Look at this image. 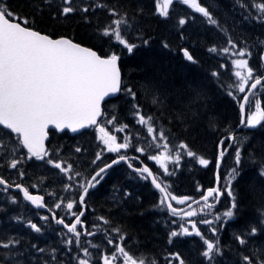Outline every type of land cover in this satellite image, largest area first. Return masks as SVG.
I'll return each mask as SVG.
<instances>
[{
  "label": "trees",
  "instance_id": "obj_1",
  "mask_svg": "<svg viewBox=\"0 0 264 264\" xmlns=\"http://www.w3.org/2000/svg\"><path fill=\"white\" fill-rule=\"evenodd\" d=\"M4 5L20 17H26L30 27L54 37H70L105 55L107 52L102 50L107 51L108 46L101 40V27L107 20H112L113 11L127 19L129 26L138 32L136 37L140 41L132 53L123 54L124 92L108 108L121 106L125 109L122 118L131 114L128 110L150 116L154 125L169 136L172 145L187 144V151L209 161L207 166L194 161L192 177L184 175L183 170H176L177 180L184 190L188 191L190 183L196 179L200 180L201 187L214 185L219 145L231 133V127L238 126L240 117L229 95H223L226 93L224 87L219 86L222 93L219 88L217 92L208 87L210 78L201 69L210 70L213 63L200 54L211 43L205 32L193 37L195 48L190 50L196 62L191 63L180 52L179 32L173 31V24L166 23L157 13L155 0H86L83 8L87 7V12L79 11L67 17L61 15L60 0H2L0 7ZM228 28L223 27L225 35L229 33ZM220 81L226 84L222 79ZM132 93H135V99ZM128 98H131V105ZM0 137L14 138L3 128H0ZM227 140L228 144L230 140ZM72 143L66 142L76 156L77 149L83 152L88 142L79 140L82 145L76 149L72 148ZM231 169L236 173L237 206L232 231L230 236H225L222 248L233 253L227 264H240L243 251H249L250 246L240 245L236 237H246L252 228L260 227L256 239H248L252 240L255 253L264 250V221L257 227L264 216V175L261 174L264 172V121L257 130L246 132L241 161ZM122 179V176L108 179L102 188L108 197L97 200L96 207L102 208L113 225L128 237L129 246L158 256L156 253L168 241L171 217L157 209L158 196L154 190H139ZM115 191L118 193L114 194ZM199 191H193L194 197Z\"/></svg>",
  "mask_w": 264,
  "mask_h": 264
},
{
  "label": "snow or ice",
  "instance_id": "obj_2",
  "mask_svg": "<svg viewBox=\"0 0 264 264\" xmlns=\"http://www.w3.org/2000/svg\"><path fill=\"white\" fill-rule=\"evenodd\" d=\"M174 2L176 0H156L157 13L167 18ZM180 2L202 14L208 19L209 23H216L208 9L201 6L198 0H180ZM0 3H2V0H0ZM63 5L61 9L62 16L67 17L77 10L74 7V0H63ZM97 6L103 7V5ZM255 6L261 13H264V3ZM82 11L87 12L88 8L85 7ZM111 14L113 16L118 15L114 11ZM112 23L115 27L109 25L104 29L102 35L112 37L116 42L123 45L128 52H132L135 45L130 44L123 37L121 31V25L126 26L127 20L124 18L115 19ZM179 23L184 25L186 20L180 19ZM28 24L29 20L26 17H20L18 14L13 13L7 5L0 7V126L9 130V134H16L31 156L37 159H44L45 155H47L44 141L47 139L49 126L51 125L59 130L70 129L72 132H77L79 129L96 125L97 118L101 116V102L110 94L120 91L121 72L118 66L119 56L112 54L108 57H102L96 51L81 46L71 39H53L28 27ZM210 51L215 52L216 49L212 48ZM183 55L188 61L196 62L188 50L185 49ZM239 55L245 56L246 53L241 51ZM234 64L239 69L235 72V76L241 82L239 85L240 92H245L246 87L256 89L257 85L261 84V80L256 78L254 83L249 85V80L253 78V72L248 66L247 59L236 60ZM127 91L131 93V89ZM132 96L135 99V93H132ZM248 102V95H245L243 103L247 104ZM255 108L256 112L246 122L248 127H256L261 123V120H264V109H262L259 101L255 103ZM139 122L142 125H147L149 134L155 132V129L151 126L150 116L139 115ZM242 123L244 122L242 121ZM117 131H122V129H117ZM99 132L101 133L100 138L109 152H119L121 149L129 147L127 138L124 143H117V137L110 135L103 127L99 128ZM152 138L154 141L157 140L156 135H153ZM158 138L165 142L156 146L162 147L166 151L161 155L152 156L151 159L159 163L166 174L171 175L172 173H169L165 162L174 160L178 163L179 154H176L175 157L170 154L168 151L169 145L162 131L159 133ZM2 147L3 144H0V148ZM179 147L185 150L188 149L187 144L183 143ZM77 151H80V149L78 148ZM137 151L143 152L144 149L138 148ZM187 155L194 156L195 153L187 151ZM97 159H99V154ZM119 160H125V157L121 155ZM119 160L113 163H118ZM236 161L239 164V151L236 153ZM17 163L18 161L16 160L11 161L10 167L16 168ZM49 163H53V166L62 172L71 170L70 165L65 168L61 162L49 161ZM199 163L207 166L209 161L201 158ZM107 167H111V165ZM129 167H131V164H129ZM105 170L104 167L100 168L92 177V180H96V177L101 176V173L105 172ZM137 171L152 177V183L163 193L160 204L166 205L172 215H180V210L173 207L169 201H175L177 204L183 205L190 198H178L167 192L166 188L157 182L148 167H143ZM261 174L264 175V172ZM0 185L7 186V182L0 178ZM92 186L94 185L91 183L88 185V187ZM16 187L20 188L21 186L17 185ZM21 190L24 198L36 207L44 206L43 197L31 195L27 189ZM227 191L228 195L233 198L232 208L235 209V196L231 191L230 185ZM86 194L87 188L84 189V195ZM219 195H222V193L218 188L210 189L203 197V200L207 203L209 197L216 199ZM80 203H84L83 195L80 198ZM60 206V204L55 205L56 208ZM73 206L71 202L66 205L68 210H72ZM207 207L211 208L213 205L207 204ZM79 215L82 216L83 212ZM185 215L189 217L196 216L197 212L190 211L186 212ZM233 215L234 212L231 210L224 213V216L228 218H232ZM47 218L44 217V219ZM217 219L219 220L220 217H217ZM57 223L64 224V221L58 219ZM104 223H108V221L104 220ZM203 223L211 224L212 221L205 220ZM80 224L79 216H77L75 223L71 225L64 224V227L76 237L75 242L77 245H79V237L81 235L77 230V225ZM31 227L36 232L41 230L36 224H32ZM192 227L196 228L195 223H193ZM213 232H215V229H213ZM94 234L89 233V235ZM181 234L192 235L193 233L188 228H182L181 232L173 231L171 236L176 237ZM256 234L257 229L252 228L250 235L254 236ZM195 235L201 236L199 230H196ZM201 238L203 239V237ZM236 239L242 246L247 244V240L243 237L238 236ZM16 243L18 242H0V247L7 249ZM67 243L72 244L73 241L68 240ZM109 243L111 244L112 241L109 240ZM204 244L206 245V250L202 254L207 260L212 261L215 255L221 254L218 242L204 239ZM92 246L95 247V245ZM117 252L123 258L122 264H146L144 258L134 257L123 246L118 245ZM83 255L90 257L87 249H83ZM102 259L103 264H113L118 259V256L116 254L111 256L104 255ZM171 259L178 262V264H185V261L178 253L174 254ZM78 264H90V262L89 259H80ZM151 264H156V262L153 260ZM241 264H264V258L255 252L252 256L241 255Z\"/></svg>",
  "mask_w": 264,
  "mask_h": 264
},
{
  "label": "rangeland",
  "instance_id": "obj_3",
  "mask_svg": "<svg viewBox=\"0 0 264 264\" xmlns=\"http://www.w3.org/2000/svg\"><path fill=\"white\" fill-rule=\"evenodd\" d=\"M84 1H86V0H74V7L77 9L74 13H78L79 11L80 12L82 11ZM143 1H148V0H143ZM205 2L210 4V5H213L211 15H212L213 19H215L216 23L215 24L209 23L207 18L204 20H199L197 23H193L187 27V30H185V32H184L186 34L185 38H186L187 42H189V43L193 44V46H195V43H193L194 42V38H193L194 35H203L202 33H204V32H205V34H207L206 38L211 43L207 46L206 50L204 52H201L200 54L203 57L207 58L210 62L213 63V66H211L210 70L205 69V68L201 69L202 71L207 73V75L209 76L208 78H210L209 79L210 85H208V87H210V88L212 87L213 89H216V91L218 92L219 86L224 85L220 81L221 78L224 80L225 79L229 80L230 82L225 84V85H229L228 86L229 90L227 93L233 96V91H235L236 94H235L233 100L235 101V103H238V105H239V103H240L239 96L242 93L239 91V85L241 82L235 76V72L238 71L239 69H237L235 67L234 61L247 59L249 68H251L252 71H257L253 56L257 55L259 49L263 45L262 33L264 30V27H263L262 23H260V25L258 27L260 35L258 38V36H256L255 33L252 34L250 30L244 29V24L247 21V17L245 15L240 16L241 20H237L239 17L235 18L234 17L235 15L233 16V14L229 11V9H226V8L220 6L219 4L216 7V5L213 4V0H206ZM144 3H146V2H144ZM155 3H156V0H155ZM63 6H64L63 0H60V7L62 8ZM178 8L179 7L176 4L172 9V13L175 15H178V13H179ZM250 8H251L250 11L253 14L257 15V13H258L260 15V17L264 16V13H261L257 8L252 9L251 6H250ZM242 14H245V13L242 12ZM186 18H187V15H185V17H183L184 20ZM115 19H121V18L118 15L113 16L112 20H109V21L107 20L105 22L104 26L101 27V29L99 31L100 36H101V40L104 41V44H107L108 49H113L117 45L124 48L123 45L116 42L112 37L102 35L104 29L107 28L109 25H112L113 27H115V25H113V23H112ZM218 19L220 20V23L222 25H224L226 27L228 26L229 29L234 33V35L236 37H238L239 39H242L243 44L238 45V44H235L233 41L227 40L226 37H224L222 35V33L219 30H217L216 27H214V26H219ZM127 22H128V20H127ZM220 27H221V25H220ZM173 28H172V30H173ZM177 28H179V27H177ZM205 28H210L209 33L205 31ZM121 31H122L123 37L130 44L137 46V44L139 43L140 40L131 38L133 35L138 34V32H136V30L133 27H131L129 25L128 26L127 25L126 26L121 25ZM180 34H183V32L179 33V37H180ZM211 36H213V37H211ZM178 42H179V48L182 49L183 43L181 41H178ZM233 45H234V47H233ZM212 48H215L216 51L215 52L210 51V49H212ZM225 49H227V51H225ZM241 51L245 52L246 55L240 56L239 52H241ZM183 58L185 59L184 56H183ZM245 74H246V72H245ZM249 81H251V80H249ZM213 84H215V85H213ZM219 92L222 93V90L220 89ZM227 93H224L223 95H225ZM257 101L260 102L259 97L255 98L250 105V110L253 114L256 112L255 103ZM123 112H125V109L119 108L117 113L122 115ZM132 113L133 112H131V114ZM135 116H136L137 122L133 121L131 123L133 126H130V124L128 122L122 121L124 119L121 116H118V119H120L121 121H119V122L115 121V127H112L107 132H109V134L112 135L114 132H116L118 125H121V128H118V129H122V131H117V132L121 133L124 137V140L122 143H124L125 139L127 138L128 143L130 141H132L137 146V148H143L144 151L141 153H143L144 155H146L147 157H150V158L152 156L161 155L162 153H164L166 151L164 148L156 146L158 144L162 145L165 142L164 140H159V138H158L159 133L162 130L157 129V126L154 125V123L151 121V126L155 129V132L153 134H149L147 132V125H142L139 122V115L137 112H135ZM130 127L132 129L134 127H139V132H138L137 138H134L133 135L131 134ZM142 128H143V130H140ZM162 132L164 133V131H162ZM96 135L99 136L98 137L99 139H101L100 138L101 137L100 132H98ZM153 135L157 136V140H155V141L153 140V138H152ZM241 135H238L235 137V139L233 141V142H235L234 143L235 148L231 151V154L229 155V157L228 156L226 157L227 160H225V163L223 166L224 168L222 167L223 168V178H224L223 187L227 191L229 188V185H230V188H231L233 195H234V189L233 188H234V182L236 180V173L231 168L237 167L238 163L236 161V153L238 151L240 153L241 146L244 144L245 139H246V134H241ZM164 136L166 138L167 144L169 145L168 151L170 152V154L173 157H175L176 154H179V162L177 163L174 160H169V161L165 162L167 165L169 173H172L171 175L166 174L164 172L163 168H161L160 164L155 161L157 168L160 170V173L162 174V178H163L166 186L168 187V189L170 190L171 193H173L174 195L187 194V192L192 193L190 196V199H192L193 198V196H192L193 191L197 190L201 186L200 180L199 181L198 180L192 181L190 183L188 191L184 190L183 186H182V184H180L179 180H175V179L171 178L173 174L177 173L176 171H174L172 169L175 167L176 170H178V171L183 170L184 175H186L187 177L188 176L192 177L191 171L196 166V162H199L200 159L195 158L193 156H190V157L194 158V160L196 162H189V161L183 160L184 158H187L188 155H187V150L179 147V145L182 143L177 144V145H172L170 143L169 136L166 133H164ZM119 138L120 137H118V139ZM5 141H7L6 146H5ZM0 144H3V147L0 148V167L3 170H5V166H6L7 171L11 170L13 172V176H12L13 179L12 180L19 179L21 177H29V178H35V179L39 180L40 182H43L46 185H48L49 183L57 182L54 179L58 176L57 168H55L53 166V163H49V161L61 162L63 164V166H65V168H67L69 166L67 164L66 160L57 158V155H55L53 157L50 154H49V156L47 155L48 158L44 157V159H37L36 161L32 162L31 165H29L26 162L27 161L26 154L24 153L22 145L20 144V142L17 138L8 137L7 139H5V137H2V138L0 137ZM151 147L153 148L154 152L151 150ZM5 153H6V158H8L6 163H5ZM109 153L110 152L107 150V147L105 144L101 148L100 151L97 150V155L99 154V159H97L96 154H94V153L91 154V152H90L89 153V162L90 163L86 164V162H85V164L83 166V168H84L83 171L92 173L93 167L96 166L97 164H99L100 161H103L104 159H106L107 156L109 155ZM13 160L18 161L16 168L10 167V163ZM151 160H153V159H151ZM70 163L71 162H69V164ZM175 164H177V165H175ZM72 168L73 167L71 166V170L75 173L74 176L69 175V176L64 178V181L69 180L71 177H75L74 178L75 182L70 187V189L74 190V188H76L77 186L80 185L82 179H81L80 171L77 172V169H72ZM65 173H69V171L64 172L63 174H65ZM106 182H107V179H104L103 184H102V188H104ZM146 182H147L146 177L143 175H140V176H137L135 184L136 185H138V183L142 184L143 185L142 189H144V188H147ZM191 184H192V186H191ZM36 186H39V184H37ZM64 187L67 188V186H64ZM116 193H118V192H116ZM116 193H114V194H116ZM110 195H112V193H110ZM73 196H74V191L72 192L71 195H69V197H73ZM106 197H108V196L105 194L104 189H101L100 190V198L106 199ZM76 198H78V197H76ZM14 199L16 202L17 199L16 198H14ZM14 199H13V201H14ZM157 199H158V204L156 206L157 209L164 211L165 206L160 204L161 197H157ZM232 203H233V198L230 197L227 193V197L219 209L217 208V210L213 211V209H211V208H208V207L204 208L207 212L213 211L212 213H214V214L201 215L200 214L201 210L199 208H196L194 210H190V211H196L197 212L196 216L189 217V216H186L185 214L179 215L178 218H176L175 221L171 224L170 235L167 237L168 241L166 243V246L164 245V248L160 249L162 251H161L160 258H159V264H178V262L171 259V257L177 253L185 261V264H227L229 259H230L229 253L231 255L233 253H232V250H229V252H228L227 250H224V248H222V247H224L223 246V240H224L225 236H227L229 231H231L233 228V225L231 223V220L233 217L232 218L225 217L224 213L226 211H229V210L234 212V209L232 208ZM235 203H236V200H235ZM99 209L103 210L102 208H99ZM104 214L106 216L104 218L108 221L107 224L110 226L109 228H107V229H109L110 234H107L105 242L108 245H110L109 240H111L112 241L111 245H112V244H114L115 236L120 235L121 232L118 228H116L113 225V222L109 219V215H107L106 213H104ZM217 217H220V219L218 220ZM205 220L212 221V223L211 224L203 223V221H205ZM259 221L260 222H259V225L257 227L261 226V224H262V220H259ZM193 223H195V225H196L195 229L192 227ZM230 223H231V228L227 231V234L224 235L225 230ZM182 228H188L189 231L192 232L193 234L192 235L181 234V235H178L176 237L171 236V233L173 231L181 232ZM213 229H215V232H213ZM196 230H199V232L201 233V236L195 235ZM250 232L247 234L246 237H243L247 240V242L252 241L248 238L256 239V236H257V234L254 236L250 235ZM122 236L124 237V234ZM201 237H203V239ZM63 238H64L65 243H67L68 240H71V238H69L68 236H63ZM204 239H207V240H210L213 242H218V244H219L218 247L220 249L221 254L215 255L213 257L212 261L207 260L202 254L206 250V245L204 244ZM187 242L189 244L188 245L186 244V246H185V243H187ZM39 245H40L39 243L36 244L37 250H41V248H42ZM68 246H69V244L67 245V247ZM176 249H179V250H176ZM253 250L254 249H252V247H250L249 248V254H252ZM51 252L55 258H58L59 264H67V262H66L67 259H64L62 261V263L59 260V258H65L66 257V253L68 252L66 249L64 250L62 257H59V251L58 250H53ZM90 253H91V255L87 259H89V262L91 264L92 261L95 260L97 257H96V252L94 250H91ZM105 255H108V254H105ZM33 258H34V260H33ZM15 259H16V256H13L12 260H15ZM35 259L38 260V258L35 256V254H32V257H29L27 259L20 257V261L17 264H25L26 260L35 261ZM79 260H76L75 263L78 264ZM0 264H2V263H0ZM31 264H34V262H32Z\"/></svg>",
  "mask_w": 264,
  "mask_h": 264
},
{
  "label": "flooded vegetation",
  "instance_id": "obj_4",
  "mask_svg": "<svg viewBox=\"0 0 264 264\" xmlns=\"http://www.w3.org/2000/svg\"><path fill=\"white\" fill-rule=\"evenodd\" d=\"M253 74L256 76V73L253 72ZM259 74V73H258ZM248 88V87H247ZM246 88V89H247ZM260 90V89H259ZM261 94V90H260ZM128 157H130L129 161L130 164L133 165V167L139 168L142 166L143 162H146L145 158L142 156L137 155L136 151H129L127 153ZM115 172L117 174L123 172V174H138L130 168L127 164H123L117 168H114ZM139 175V174H138ZM11 179L10 177H8ZM22 181H25V179H21ZM86 179H83V184H87ZM11 182L14 185H17L20 183V179L11 180ZM86 182V183H85ZM100 189V186H98L97 189L93 190L91 194L89 195V202L87 203V211L86 214L81 221V225L77 228V230L81 233L79 237V242L83 241L87 238L91 239L92 244H99V246H103L104 244V238L102 236L105 235V227L104 222L101 220L95 219V213H96V203L97 200L100 199V197H97V190ZM29 190L31 192H37L38 188L29 186ZM78 191V188L75 189ZM12 195L17 199V204L19 205L17 207L13 204H8L7 200L9 199L8 196ZM4 199H0V204H2V207H4L3 210L0 211V231L8 233V232H18L23 233L25 231L24 226L22 225H15L18 224L12 216H20L19 210L23 209L26 211L24 207V203L21 202V193L14 191L12 188H10L9 192H5V195L3 196ZM88 200V199H87ZM73 203V209L68 210L66 205L68 203ZM60 204L61 206L59 208H56L55 205ZM47 206L50 209H47L46 211L42 212L40 210H35L32 206H27V208L30 209V211L34 212L35 214L39 215L35 222L30 221V224H36L43 233H52L57 234L58 237L62 236V234H66V229L63 225L57 223L55 219L53 218V214H56L57 219H62L66 224H71L74 222L75 218L80 214L81 212V205L77 204L76 202H73L70 200L68 196L58 195L56 193H50L47 195ZM10 211V213H9ZM75 213V215H73ZM2 216V217H1ZM44 217H48L47 219H44ZM89 233H95L93 236L89 235ZM52 236V235H51ZM73 240V243H76V237L70 236ZM102 243V244H100ZM118 245L122 246V243L118 241ZM103 256H98L97 260L95 261V264H103ZM121 260V264L123 262V258L118 255V259L113 262V264H117V261ZM52 261V260H51ZM50 262L48 260H45V264H49Z\"/></svg>",
  "mask_w": 264,
  "mask_h": 264
},
{
  "label": "water",
  "instance_id": "obj_5",
  "mask_svg": "<svg viewBox=\"0 0 264 264\" xmlns=\"http://www.w3.org/2000/svg\"><path fill=\"white\" fill-rule=\"evenodd\" d=\"M50 37V36H49ZM52 38V37H51ZM60 38H67V37H60ZM60 38H53V39H60ZM67 39H69V38H67ZM73 41V40H72ZM73 42H75V41H73ZM75 43H77V42H75ZM78 44H80V43H78ZM81 46H84V45H82V44H80ZM84 47H87V46H84ZM88 48H90V47H88ZM90 49H92V48H90ZM92 50H94V49H92ZM95 51V50H94ZM97 52V51H96ZM97 54L99 55V53L97 52ZM118 66H119V61H118ZM119 68H120V66H119ZM120 72H121V69H120ZM261 80V84L264 82V77L263 78H261L260 79ZM121 82H122V72H121ZM260 84V85H261ZM260 85H257V87H259ZM254 90L255 89H250L249 90V92L246 94V95H248V99L250 98V96H251V94L254 92ZM118 93H119V91L118 92H116V93H113V94H110L109 96H107V97H105L104 98V100L101 102V116H102V104H103V102L107 99V98H109V97H113V96H116V95H118ZM246 105L247 104H245V103H243V101H242V105H241V110H242V107H243V111H242V115H243V122L245 123V118H246ZM100 116V117H101ZM100 117H98L97 118V121H98V119L100 118ZM244 123H242V124H244ZM90 126H88V127H86V128H89ZM86 128H83V129H79L77 132H72L70 129H64V130H59V129H55L53 126H49V128H48V130H47V139L44 141V147H45V149L47 150V141H48V139H49V129H55V130H57L58 132H63V131H65V130H69L70 132H72V133H78V132H80V131H82V130H84V129H86ZM14 134V133H13ZM16 135V134H15ZM23 145V144H22ZM26 149V148H25ZM27 150V149H26ZM119 160V159H118ZM121 161H123V160H119V162L118 163H113L112 165H117V164H119ZM221 164V159L219 160V165ZM150 170V169H149ZM151 172H152V170H150ZM153 173V172H152ZM153 176L156 178V176H155V174L153 173ZM97 178V177H96ZM150 178V180H151V182H152V177H149ZM218 179H219V176H218ZM156 180H157V178H156ZM94 182V180H92L91 179V181H90V183L92 184ZM157 182L158 183H160L158 180H157ZM153 184V183H152ZM161 184V183H160ZM219 184H220V182H219V180L217 181V184H216V186L213 188V189H219L220 190V187H219ZM154 185V184H153ZM162 185V184H161ZM155 186V185H154ZM163 186V185H162ZM21 189H24V188H21ZM89 189H90V187H88V189H87V193H88V191H89ZM159 190V189H158ZM208 190H210V189H208ZM207 190V191H208ZM167 191V190H166ZM207 191H206V193H205V195L207 194ZM221 192V191H220ZM222 193V192H221ZM163 194V193H162ZM87 195V194H86ZM222 196H223V193H222V195H219L218 196V200H220L221 198H222ZM210 198H212V197H209V199ZM28 201V200H27ZM30 202V201H29ZM171 204H172V202L171 201H169ZM200 202H205L204 200H203V198H201L200 200H198V201H196V202H194V203H192V204H190L189 206H187L186 208H183V209H178V210H180V213H182V212H184V211H186V210H188L189 208H191L192 206H194L195 204H197V203H200ZM172 206H173V204H172ZM174 207V206H173Z\"/></svg>",
  "mask_w": 264,
  "mask_h": 264
},
{
  "label": "bare ground",
  "instance_id": "obj_6",
  "mask_svg": "<svg viewBox=\"0 0 264 264\" xmlns=\"http://www.w3.org/2000/svg\"><path fill=\"white\" fill-rule=\"evenodd\" d=\"M197 49V48H196ZM192 50V49H191ZM192 52V51H191ZM232 128V127H231ZM223 130V129H222ZM220 133V132H219ZM242 136V135H241ZM228 141V140H227ZM241 141V140H240ZM235 143V142H234ZM240 143V142H239ZM232 151V150H231Z\"/></svg>",
  "mask_w": 264,
  "mask_h": 264
}]
</instances>
